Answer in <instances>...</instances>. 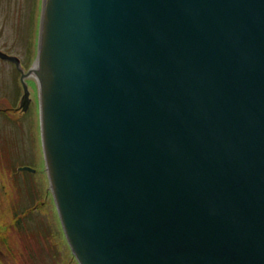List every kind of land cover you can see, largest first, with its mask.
I'll use <instances>...</instances> for the list:
<instances>
[{
  "label": "water",
  "instance_id": "obj_1",
  "mask_svg": "<svg viewBox=\"0 0 264 264\" xmlns=\"http://www.w3.org/2000/svg\"><path fill=\"white\" fill-rule=\"evenodd\" d=\"M36 62L80 264H264V0H42Z\"/></svg>",
  "mask_w": 264,
  "mask_h": 264
},
{
  "label": "rangeland",
  "instance_id": "obj_2",
  "mask_svg": "<svg viewBox=\"0 0 264 264\" xmlns=\"http://www.w3.org/2000/svg\"><path fill=\"white\" fill-rule=\"evenodd\" d=\"M41 8L42 0H0V50L16 57L21 63L18 68L13 62L0 59L2 264H80L62 227L42 147L39 84L33 70ZM22 75H26L29 105L19 117L9 109L19 108L24 101ZM23 166L37 169L38 174L19 173L18 167ZM36 195L39 199L38 212L33 211L34 205L26 202L27 198Z\"/></svg>",
  "mask_w": 264,
  "mask_h": 264
},
{
  "label": "flooded vegetation",
  "instance_id": "obj_3",
  "mask_svg": "<svg viewBox=\"0 0 264 264\" xmlns=\"http://www.w3.org/2000/svg\"><path fill=\"white\" fill-rule=\"evenodd\" d=\"M22 89H23V93L25 94V91H24L23 86H22ZM24 94H23V99H24ZM28 105H29V104H28L27 102L23 104V101H22L21 104H20V107H19V108H15V109L12 108V109H9V110H11V112H12L13 114L15 113V115L19 114V115H20L19 117H21V116H23L24 111H25V108H27ZM23 167H24V166H23ZM23 167H18V172H19V173L24 172V173H28V174H32V175H37V174H38V170H37V169H33L34 172L25 171V170H20V169L23 168ZM9 168L12 169V168H11V165H9ZM29 168H30V167H29ZM31 169H32V168H31ZM14 176H15V174H14ZM14 178H15V177H14ZM18 183H19V181H18ZM18 187H19V185H18ZM16 191L19 192V191H18V188L16 189ZM38 201H39V199H38V196H37V195L34 196V197H32V198H27V199H26V202H28L30 205H34V206H33V211H34V212H38V211H39ZM0 263H1V262H0Z\"/></svg>",
  "mask_w": 264,
  "mask_h": 264
},
{
  "label": "bare ground",
  "instance_id": "obj_4",
  "mask_svg": "<svg viewBox=\"0 0 264 264\" xmlns=\"http://www.w3.org/2000/svg\"><path fill=\"white\" fill-rule=\"evenodd\" d=\"M33 70H34V75H35V76L38 75V71H39V69H38V63H37V62L35 63V65H34V67H33ZM37 81H38V78H37Z\"/></svg>",
  "mask_w": 264,
  "mask_h": 264
}]
</instances>
